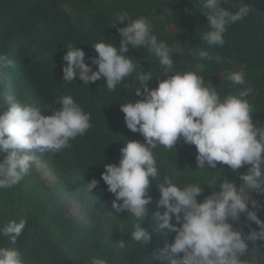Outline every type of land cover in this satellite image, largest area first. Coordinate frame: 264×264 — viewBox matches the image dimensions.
Returning a JSON list of instances; mask_svg holds the SVG:
<instances>
[{"label": "trees", "instance_id": "16d2710c", "mask_svg": "<svg viewBox=\"0 0 264 264\" xmlns=\"http://www.w3.org/2000/svg\"><path fill=\"white\" fill-rule=\"evenodd\" d=\"M245 2L250 7L248 16L228 25L225 45L211 49L223 62L208 63L202 75L221 96L235 94L239 86L228 81L226 75L246 66V80L253 89L247 97L253 108V119L264 124V0ZM240 3L241 0H226L223 7L235 11ZM122 12L132 18L144 16L151 20L154 34L172 49L176 70L192 69L199 62L194 53L207 47L201 39L202 33L208 30L207 17L202 14L198 0H0V54L12 61V66L0 69V114L8 111L11 103L20 102L38 106L45 115H51L61 107L58 97L64 95H71L91 114V128L71 141V148L55 154L35 153L52 175L53 185H48L31 167L17 185L0 189V226L12 220L27 221L16 244L25 264H89L94 256L107 259L109 264H149L151 252L174 239L173 231L160 230L153 220V213L162 210L154 202L142 224L145 228L150 224L155 227L151 241L146 245L129 241V247L120 255L114 246L121 239H129L135 220L127 211L116 212L112 208L114 194L107 191L101 174L105 171L104 164L119 163L120 149L127 139L144 141L139 132L127 128L120 107L127 100L135 102L143 98L135 94L134 86L138 82L134 74L114 92L108 91L104 77L89 85L83 84L79 77L73 83L63 81V56L68 44L82 48L89 64L98 55L92 44L105 39L120 46L117 29L126 22L113 23ZM129 55L142 66H138V71L163 74L158 58L142 46L130 45ZM165 78V75L159 77ZM148 83L150 88H155L158 78L153 76ZM175 147L158 146L153 150L159 179L167 175L181 186L201 183L204 193L198 197L200 200L211 193L208 183L214 177L219 176L221 182L225 176L239 182L238 174L227 165L218 163L215 169L197 168V149L183 138ZM247 169L245 165L239 171ZM177 171L181 175L177 176ZM93 178L100 183L90 193L85 185ZM149 194L154 201L160 198L155 181ZM71 197L80 202V212L74 216L69 214L66 203ZM254 198L261 204L258 215L264 219V194L256 193ZM173 223H177L175 218ZM253 227L257 226L253 224ZM0 246H10L8 238L0 236ZM257 247L260 250L247 258L255 264H264V241H258Z\"/></svg>", "mask_w": 264, "mask_h": 264}, {"label": "clouds", "instance_id": "9594fccd", "mask_svg": "<svg viewBox=\"0 0 264 264\" xmlns=\"http://www.w3.org/2000/svg\"><path fill=\"white\" fill-rule=\"evenodd\" d=\"M224 2L226 0H198L202 14L207 17L208 30L201 35L207 47L194 53L199 62L190 70L175 69L172 49L154 34L150 19L132 18L127 12L119 13L113 23L126 22L117 29L120 46L105 39L92 44L98 55L91 58V64L86 62L82 48L71 43L66 47L64 82L73 83L79 77L83 84L89 85L104 77L108 91L114 92L134 74L138 82V86H134L135 94L143 97L135 102L127 100L120 107L127 128L139 132L144 141L127 139L120 149L119 163L104 164L105 171L101 174L107 191L114 194L112 208L116 212L127 211L135 220L129 239L114 243L117 255L127 250L129 241L136 245L151 241L155 227L150 224L145 228L142 224L149 206L155 202L162 210L153 213V220L160 230L169 229L175 236L162 248L151 252L149 264L157 261L160 264H255L247 257L260 250L258 241H264V219L258 215L261 204L254 198L256 193L264 194V124L253 119V108L247 99L253 89L246 80V66L226 75L228 81L239 86L235 94L221 96L202 75L208 63L223 62L211 49L225 45L227 26L243 20L250 12L245 0H241L235 11L223 7ZM130 45L142 46L158 58L163 74L138 71L141 65L129 55ZM92 65L98 68L93 70ZM10 66L12 61L0 54V69ZM162 75L167 78L159 79ZM153 76L158 78V85L150 88L148 82ZM58 100L61 107L51 115H45L38 106L20 102L11 103L8 111L0 114V189L17 185L31 167L43 179L41 169L47 168L35 153L55 154L71 148V141L91 128V114L71 95L58 97ZM180 138L195 145L197 168L215 169L218 163L227 165L238 174L239 182L227 176L222 182L219 176L214 177L208 183L211 193L200 200L198 197L204 193L201 183L181 186L167 175L159 179L153 150L158 146L176 149ZM245 165H248L247 171H239ZM176 175L181 172L177 171ZM153 181L160 191L157 201L149 194ZM99 183L95 178L87 181L86 191L91 193ZM79 212L80 206L76 215ZM173 218L177 223H173ZM26 224L27 221L21 219L0 226V236L8 238L10 245L0 246V264H25L16 244ZM89 264H109V261L94 256Z\"/></svg>", "mask_w": 264, "mask_h": 264}, {"label": "rangeland", "instance_id": "374dc122", "mask_svg": "<svg viewBox=\"0 0 264 264\" xmlns=\"http://www.w3.org/2000/svg\"><path fill=\"white\" fill-rule=\"evenodd\" d=\"M40 170V169H39ZM42 172V177L44 179V181L48 184V185H53L52 183V175L50 173L47 172L46 169H41ZM68 204V210H69V214H71L72 216L76 215V213L78 212L79 209V201H77L74 197H71L68 202H66Z\"/></svg>", "mask_w": 264, "mask_h": 264}]
</instances>
